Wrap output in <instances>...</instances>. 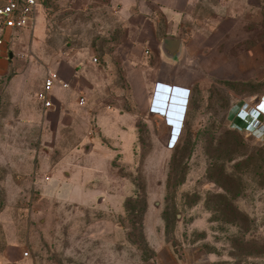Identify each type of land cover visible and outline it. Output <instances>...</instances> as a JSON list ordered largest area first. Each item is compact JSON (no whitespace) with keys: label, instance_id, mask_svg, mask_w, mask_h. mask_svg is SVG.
Segmentation results:
<instances>
[{"label":"rangeland","instance_id":"374dc122","mask_svg":"<svg viewBox=\"0 0 264 264\" xmlns=\"http://www.w3.org/2000/svg\"><path fill=\"white\" fill-rule=\"evenodd\" d=\"M131 32L112 0H40L6 34L0 264H264V123L239 111L264 93V0H192L179 34L204 40L164 56L144 114L120 54ZM71 69L92 87L56 131L37 94Z\"/></svg>","mask_w":264,"mask_h":264},{"label":"crops","instance_id":"0c3cea01","mask_svg":"<svg viewBox=\"0 0 264 264\" xmlns=\"http://www.w3.org/2000/svg\"><path fill=\"white\" fill-rule=\"evenodd\" d=\"M112 2L116 6L120 19L124 21L132 31L122 42L120 54L123 61L124 78L130 90L132 102L136 106V109L141 114H144L148 112L150 106L149 85L158 79L164 56L173 59L183 50L194 51L202 43L204 36L196 32L184 39L179 34L182 28V19L187 13L192 0H112ZM173 42L176 43V48L172 56H169L166 51H164V46ZM4 53V48L1 46L0 67L2 66V56ZM152 59L153 62L151 63L150 60ZM58 73L60 77L68 84L72 85L73 88H66L69 92L65 94L56 91L50 95L53 108H46L45 112H51L55 115L53 125L56 131L59 130L63 124L69 125L74 122L73 117L76 112L73 111L74 113H72L71 109L67 106L66 100L70 97L76 98L78 105L81 106L83 103H79V92L84 91V89L90 90L92 87L88 81L85 80V83L83 79L79 81V87L76 81H78L80 76L76 74L74 69H71V71L67 73L69 75L63 71H59ZM148 75L149 79H147ZM59 87L58 89H60ZM261 95H264V93ZM260 96L257 97L256 103H259L258 99ZM105 108L115 111L116 115H124L126 113L133 115L134 129H136L135 134L137 133V123L134 120L133 112L116 110V108L110 105L105 106ZM257 109L262 113V120L264 122V100L259 104V108ZM242 113L246 115L249 114V111L248 109L247 111L243 110ZM10 257L12 258L9 264H22L24 260L19 252Z\"/></svg>","mask_w":264,"mask_h":264},{"label":"built area","instance_id":"2783aa9c","mask_svg":"<svg viewBox=\"0 0 264 264\" xmlns=\"http://www.w3.org/2000/svg\"><path fill=\"white\" fill-rule=\"evenodd\" d=\"M39 2L40 0H4V2L0 4V47L6 43L5 36L10 30H20L31 27L35 19L36 7ZM93 60L97 61L95 57ZM55 85L61 86L62 88L69 87V84L60 77L58 71L49 70L43 82V89L37 94L45 108H53V102L49 92ZM83 100V98H80L79 103L82 104ZM263 100L264 96L259 98V103H256L254 107L259 108V104H261ZM258 113L260 112L258 111ZM24 254L27 253L25 252Z\"/></svg>","mask_w":264,"mask_h":264},{"label":"clouds","instance_id":"9594fccd","mask_svg":"<svg viewBox=\"0 0 264 264\" xmlns=\"http://www.w3.org/2000/svg\"><path fill=\"white\" fill-rule=\"evenodd\" d=\"M247 108V107H246ZM243 110H246L247 111V109H240L239 111L240 112H242ZM248 111H249V114H246V116L247 117H251L250 116V114H253L254 115V117H251L252 118V120L253 119H255V120H258V122H259V118H260V116H261V112L256 108V107H250V109L248 108ZM258 111L260 112V113H258ZM250 118V119H251ZM262 118V117H261ZM247 120V119H246ZM249 121V120H248ZM250 123V124H249ZM246 126H249V125H252V123L249 121V122H247L246 124H245ZM244 125V126H245Z\"/></svg>","mask_w":264,"mask_h":264},{"label":"water","instance_id":"95a60500","mask_svg":"<svg viewBox=\"0 0 264 264\" xmlns=\"http://www.w3.org/2000/svg\"><path fill=\"white\" fill-rule=\"evenodd\" d=\"M175 48H176V43L175 42L168 43L167 45L164 46V51H166V53L169 56H172V53H174ZM9 57H11V53L9 54Z\"/></svg>","mask_w":264,"mask_h":264},{"label":"bare ground","instance_id":"6f19581e","mask_svg":"<svg viewBox=\"0 0 264 264\" xmlns=\"http://www.w3.org/2000/svg\"><path fill=\"white\" fill-rule=\"evenodd\" d=\"M250 116H251V117H254V115H253V114H250Z\"/></svg>","mask_w":264,"mask_h":264},{"label":"trees","instance_id":"16d2710c","mask_svg":"<svg viewBox=\"0 0 264 264\" xmlns=\"http://www.w3.org/2000/svg\"><path fill=\"white\" fill-rule=\"evenodd\" d=\"M96 60L98 61V58H96Z\"/></svg>","mask_w":264,"mask_h":264}]
</instances>
